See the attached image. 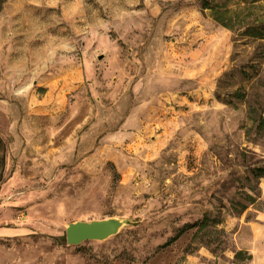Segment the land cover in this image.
<instances>
[{"label":"rangeland","instance_id":"rangeland-1","mask_svg":"<svg viewBox=\"0 0 264 264\" xmlns=\"http://www.w3.org/2000/svg\"><path fill=\"white\" fill-rule=\"evenodd\" d=\"M263 37L264 0H5L0 264H264Z\"/></svg>","mask_w":264,"mask_h":264},{"label":"water","instance_id":"water-1","mask_svg":"<svg viewBox=\"0 0 264 264\" xmlns=\"http://www.w3.org/2000/svg\"><path fill=\"white\" fill-rule=\"evenodd\" d=\"M128 222L107 218L69 223L65 229L66 244L76 246L88 241H105L117 235Z\"/></svg>","mask_w":264,"mask_h":264},{"label":"trees","instance_id":"trees-1","mask_svg":"<svg viewBox=\"0 0 264 264\" xmlns=\"http://www.w3.org/2000/svg\"><path fill=\"white\" fill-rule=\"evenodd\" d=\"M5 3V0H0V10L3 6V4ZM201 9L202 10H211L212 11V8L209 6V3L208 2H203L202 6H201ZM213 16V19L220 23L221 25L229 28L231 27L229 24H225L222 20V18H220L219 16H217L215 13L212 14ZM248 31L247 32H250V31H254L253 28H251L250 26L247 27ZM257 37V36H255ZM259 38H262V37H259ZM264 38V37H263ZM5 158H6V145L5 143L2 141V139L0 138V185L4 182L5 178H4V169H5ZM210 223V225H219L220 224V221L219 220H209L207 216H205L200 222H199V229L200 228H203L207 225V223ZM181 233V232H180ZM178 237V236H177ZM175 239V238H174ZM243 255V252L242 251H239L235 254V257H240Z\"/></svg>","mask_w":264,"mask_h":264},{"label":"crops","instance_id":"crops-1","mask_svg":"<svg viewBox=\"0 0 264 264\" xmlns=\"http://www.w3.org/2000/svg\"><path fill=\"white\" fill-rule=\"evenodd\" d=\"M252 231V246H256V245H260L261 247H264V243L262 242H257V240H259L260 238H262L263 242H264V228L263 229H257V228H251ZM250 251V255L253 256V258H258L257 254H254L253 249H249Z\"/></svg>","mask_w":264,"mask_h":264}]
</instances>
